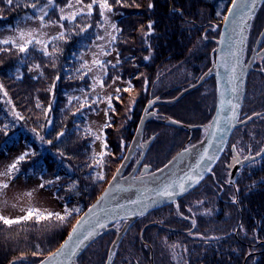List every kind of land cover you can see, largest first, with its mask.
<instances>
[{
    "label": "trees",
    "instance_id": "trees-1",
    "mask_svg": "<svg viewBox=\"0 0 264 264\" xmlns=\"http://www.w3.org/2000/svg\"><path fill=\"white\" fill-rule=\"evenodd\" d=\"M230 1L121 0L117 3L108 0L116 26V40L111 49L117 56L107 55L103 60L106 67L103 89L108 91L107 96L91 93V79L78 56L95 41L97 30L102 26L98 3L91 16L79 15L69 23L59 20V10L76 0H54L45 21L63 25L59 33L63 31L65 36L48 40L52 41L47 46L51 53L48 56L37 50L41 47L36 44L20 52L11 43H0V151L18 134H23L30 150L14 172L27 174L42 166L43 187L63 202L65 208L75 210L63 222L55 217L37 220L35 215L10 226L0 221V264H37L58 248L77 218L99 196L120 166L143 109L150 101L158 102L150 106L149 112L154 116L145 123L140 139L143 140L146 130L147 138H152L139 167L148 165L146 173L164 166L187 143L175 125L203 127L210 123L215 105L213 77L179 96L196 84L214 62V56L208 54L189 55L188 37L199 39L203 29L200 25L220 27ZM33 2L36 0H13L9 5L0 0V30L34 17L36 10L26 6ZM89 3L92 0H81L83 6ZM45 4L46 0H39L38 6ZM263 8L264 1L252 19L247 41L254 30V19ZM260 18L264 21V12ZM262 66L264 68V64ZM85 72L87 74L81 78ZM125 88L129 91H124ZM81 103L85 105L83 108H80ZM101 106L107 113L105 125H111H104L103 155L95 152V134L86 121ZM254 114L259 115L233 131L212 174L179 203L186 200L189 203L192 199V205H196V201L201 200L204 208L208 196L219 191L215 182L219 175L214 171L226 160L236 162V158L260 152L264 143V71L261 70L250 72L246 78L239 120ZM156 122L158 128L162 124L166 127L151 135L150 129ZM201 131L198 130L185 148L201 141L204 136ZM59 133L63 135L58 136ZM139 155V151L132 155L124 174ZM98 174L104 179H96ZM222 183L224 189L216 203L221 207L220 218H193L187 205L185 208L182 205L181 211L195 221V227L193 222L189 224L179 218H156L153 222H149V218H138L119 240L110 264H264V155L241 166L232 184L229 178L227 183ZM203 194L206 201L198 196ZM168 209L170 206L151 215ZM196 209L201 210L199 206ZM49 212L65 215L54 210L39 213L46 216ZM170 212L173 216L176 213L173 209ZM222 212L229 213L223 217ZM113 227H108L87 246L76 264H105L118 233Z\"/></svg>",
    "mask_w": 264,
    "mask_h": 264
},
{
    "label": "water",
    "instance_id": "water-1",
    "mask_svg": "<svg viewBox=\"0 0 264 264\" xmlns=\"http://www.w3.org/2000/svg\"><path fill=\"white\" fill-rule=\"evenodd\" d=\"M263 1L264 0H256L255 5L252 6V0H237L236 11L230 15L228 21H225L224 18L222 20L219 37L215 41L216 48L214 62L210 67V71H213L215 85L214 112L206 136L200 141V143L194 145L195 147L197 146L196 148H193L192 146L188 149L189 153L187 155L191 156L186 166L176 173L168 174L169 171L175 165L179 164L182 158H184L183 156H185L186 152L180 151L169 160L172 161L171 164H169V161L165 164L168 165L167 168L164 167L165 165L159 168L163 169V171H158L157 169L152 172L138 175V169L150 145L151 139H149L145 144V147L141 148V154L131 170L124 175V171L130 160V152H128L125 156L127 159L124 157L118 167L120 171L117 172L116 170L113 175L115 176V179H113V176L111 177L99 196L77 218L65 239L52 253H56L58 249H61V245L67 244V247L61 249V254L57 255L53 260L48 259L50 254H52L50 253L41 260L44 261V264H76V259L79 255L87 248V246L104 233L108 227L116 223L126 222L125 228L119 232L108 252L105 264H110L114 249L131 223L152 211L175 204L179 199L198 187L212 173V170L222 157L233 131L243 126L248 121L247 118L245 120H239V115L244 100L246 78L249 71L252 69L256 49L264 36V27L259 33L252 54L246 63L244 62V50L252 19ZM232 6L231 0L224 17L229 16L228 9ZM233 51L237 53L236 57L231 56ZM236 60H238L237 72L235 73L236 79L230 83V76L232 75L230 65ZM201 81L202 79L200 78L196 85L187 88L179 94V96L198 87L201 84ZM234 85L237 89L236 93L232 92ZM228 100H233L234 103L239 104V108L236 112V119L232 121L231 126L224 123V121L232 115L230 106L226 103ZM151 102V105H153L158 101L154 100ZM160 102L167 103L169 101ZM151 105L148 103L143 110L130 149H132L134 145L139 146L144 125L148 119L154 116L153 113L147 112L148 107ZM256 116L258 115H253L251 117L254 118ZM214 118L217 119L218 123H213ZM219 128L225 129L222 134V139L219 135L213 136L211 134L214 131H218ZM204 149H208V154L216 157L214 161H200V156L205 154ZM262 149H264V143L261 150ZM263 155L264 153L260 156H257V154L246 156L236 162L229 172V182L231 184L234 182L238 174V169L241 166L257 161ZM121 165L123 166L121 167ZM205 168H207V170H205ZM193 170L199 172L202 178H198V182L193 183V185L186 191L174 196L171 200L157 195V190L162 187L164 183L179 180V178ZM97 219H100L101 222L105 223L106 227L103 229H96L97 234L93 238L85 241L79 248H75L77 238H82L83 235L95 228ZM78 220H82V223L78 226L77 232L71 239H69V234L72 233L73 226L76 225ZM69 249H75V254H70ZM41 261L37 264H41Z\"/></svg>",
    "mask_w": 264,
    "mask_h": 264
},
{
    "label": "rangeland",
    "instance_id": "rangeland-1",
    "mask_svg": "<svg viewBox=\"0 0 264 264\" xmlns=\"http://www.w3.org/2000/svg\"><path fill=\"white\" fill-rule=\"evenodd\" d=\"M97 3L99 4V0ZM69 5H71V6L70 7L66 6L65 8H62V9H64V12H63L64 15L70 16L73 12H75L81 8H83L85 11V7L81 3L80 4L70 3ZM42 7H44V6H42ZM263 9L259 12V17L257 18L258 20L260 19L261 14L264 12ZM50 10H51V8L48 9V13ZM37 14L38 13L36 10L35 16L32 17V19L25 18L23 20L18 21L15 24V26H13V27H7L4 29H1L0 30V41L11 40V41H15L17 44L23 43V41H21L19 39L20 32L32 33L33 37H35L36 39H40L42 41H45V42L48 40H51L53 37H56L57 34L59 33L60 29H61L60 24H49L48 23L44 27H41L40 21L35 18L37 16ZM61 14L62 13H61V9H60L59 14H58L59 17ZM102 19H103L102 20V26L99 30H97V37L100 36V37H103V39L98 40L96 37L95 41L90 46L85 47V51L80 52L78 55L82 59L83 66H84L86 71L89 67L92 68V71H90V72L87 71V73L91 79V88H92L91 93L94 96H97V95L107 96L109 94L108 91L106 92L103 89V87H101L100 84L96 83L94 80V77H103L104 76V73L101 72L100 70H98V68L93 65L94 59H100L101 61H103L107 55L108 56H117L115 51L111 49L112 43H110V36H109V33L113 36L115 35V29H113L111 27V25H113V24L115 25V16L113 13H111V11L108 12L107 10H105V16ZM192 25H194V23ZM221 25H222V23H221ZM189 27H192V26L189 25ZM199 27L203 28L201 31V34H200L201 36L199 39H197V38L189 39L190 37H188V41H189L188 42V45H189L188 46V52L190 53L189 55L194 54V56H195L196 54H199V55L208 54V56H215V48H216L215 41L219 37L221 26L219 27L218 25L213 24L212 26L211 25H209V26H204V25L201 26L200 25ZM213 28L215 29L214 31H213ZM193 35H196V32L192 34V37H194ZM249 36H251V35H249ZM29 38H31V37H28V36L25 37V39H29ZM36 46L42 47V45H36ZM206 47H208V50H206ZM102 49L105 51L110 50L109 54L104 55L102 52ZM151 52L152 51L150 49L149 53L151 54ZM212 75H213V71L212 70L210 71V69H209L207 71V73L201 77V79H202L201 83L204 82L206 79L213 77ZM94 85H95V90H93ZM194 85H196V84H193L191 86H194ZM206 91H207V88H206ZM214 97H215V85H214ZM145 107H146V105H145ZM151 107H153V105ZM149 109H150V106L148 107L147 112H149ZM6 110L10 114L12 113L10 110H8V109H6ZM105 118H106V114L104 111V107L101 106L100 110L97 113L89 115L87 117V120H86L88 125H89V128L95 134V140L93 142V146H94L95 152H97V153L102 152L104 149L105 143H104L103 130H104V125H105ZM161 120L165 121L163 118ZM158 124L159 123L156 122L154 128L150 129L151 133H153L151 135H156L158 131H161L164 129V127H166L165 124H162V126L158 128V126H159ZM152 126H153L152 124L149 125L150 128ZM175 126L177 127V130L181 133V136L183 134V137H185V139L187 141V143L183 145V148L181 151H185V149H189V148H185V145H188V142H190L191 139L198 133L199 129H201L202 130L201 132L204 134V136L202 137V139H203L206 136V134L210 128V124L205 125L203 127L196 126V125L187 126V125H180V124H177ZM146 132H147V130L145 131V135L143 133V136H142L143 140L139 141V146L134 145V147L132 149H130V146H128V148L125 152V156L128 152H130V158L132 157L133 154H136L137 151H139V154H141V150H139V149L145 147V144L149 140V138H147ZM158 133H160V132H158ZM145 136H146V138H144ZM140 139H141V137H140ZM150 139L152 140V138H150ZM198 143H200V142H198ZM197 144H195V145H197ZM29 150H30V146L25 141L23 134H18L13 140H11L5 146V148L2 151H0V213L2 214V216L6 217V218H15L18 216H24L27 214V211L29 209H35V210H37V212H48V211L54 210L57 212L64 213L65 209H66L64 203L59 201L50 190H47L44 187H41V185H42L41 172L43 169L42 166H38V168H36V170H34L33 172H28L27 174H16L14 171L9 172V168L12 165L14 158H16L19 155L26 153ZM188 153H189V151H187L185 153V156H187ZM139 156H138V158H139ZM185 156H183V157H185ZM245 157H243V158H245ZM243 158H241V159H243ZM236 159H237L236 162L241 160L238 158H236ZM181 160L183 161V159H181ZM236 162L231 161V160H226V162L224 164H221L219 169L214 171V173L216 175H219V178L215 181V182H217L216 187L218 188L219 191H216V192L213 191L214 193H211V195L208 196V204L204 208L202 207L201 200L196 199L197 200L196 205L195 204L192 205V203H191L192 199H191L189 203H187L186 202L187 200H186V201L182 202L180 206L176 202L173 205L174 206L173 209L176 210V213L179 214L182 218V216H184V213L181 211L182 205L184 208H185V205H187V208H189V207L191 208V213L193 215V218H199V216L205 218V220H206V218L207 219L208 218H220L222 216L221 214H219L221 207L218 206L216 203H218V199L220 197V194L222 193V191L224 189V185L222 182H225V183L228 182L229 172ZM128 164H129V162H128ZM178 165L179 164L175 165L169 171L168 174H173V173L178 172L180 170ZM124 173H125V171H124ZM144 173H146V169L144 167L139 168L137 174L139 175V174H144ZM5 184L7 185V187H3V185H5ZM228 191L229 190L227 189L226 192H228ZM217 192H218V194H217ZM198 196H200L203 201L207 200V197L204 199V196H205L204 194L198 195ZM198 196H194V197H198ZM226 196H227V194H226ZM197 206H199L201 210L196 209ZM170 211L171 210L168 209L167 212L155 215L153 219L156 220V218H175V216H173V212L171 213ZM228 213L229 212H222L223 217H227ZM217 216H219V217H217ZM204 222L205 221L203 220V223ZM125 225H126V222H120V223L114 224L113 229H115V231H118L117 236H118L119 232L123 228H125ZM130 225H129V227H130ZM111 247H112V245H111ZM115 249H114V251H115ZM113 253H112V255H113Z\"/></svg>",
    "mask_w": 264,
    "mask_h": 264
},
{
    "label": "snow or ice",
    "instance_id": "snow-or-ice-1",
    "mask_svg": "<svg viewBox=\"0 0 264 264\" xmlns=\"http://www.w3.org/2000/svg\"><path fill=\"white\" fill-rule=\"evenodd\" d=\"M97 2H98V0H92V3H89V4L84 6L87 9L86 12H84V9L81 8V9L73 12L70 16L69 15H64L63 14L64 9H61V13L62 14L59 17V20L60 21L67 20L69 23H72L77 18V16H79V15L91 16L92 11H93V7H94V5L97 4ZM116 2L120 3L121 0H116ZM5 3L11 5V4H13V0H5ZM76 3L80 4L81 0H76ZM255 3H256V0H252V6H254ZM38 4H39V0H36V2L27 4L26 6L27 7H31L34 10H37L38 14H37V16L35 18L40 21L41 27H44L46 25L45 17L48 16V9L54 7V0H46V4L44 5V7H39ZM232 5L233 6L228 9L229 16H225L224 17L225 21H228L229 18H230V15L233 12L236 11L237 0H232ZM68 6L70 7L71 5H68ZM149 6L151 7V5H149ZM99 9H100V15H101L102 18L105 16V10H107L108 12H110L112 10L111 6L108 3V0H99ZM218 15H219V13H218ZM28 18L32 19V17H28ZM61 27H63V25H61ZM111 27L113 29L116 28V26L114 24L111 25ZM149 27H151V25H149ZM214 30L215 29L213 28V31ZM80 31H82V32L85 31V28L82 27L80 29ZM26 36L31 37V38L25 39ZM64 36H65V33L62 31L61 33H59V35L57 37H53L52 41H55L57 39H63ZM109 36H110V43H112V42H114L116 40V37L111 35L110 33H109ZM19 39L21 41H23V43L17 44L15 41H11V40H3V41H0V43H3V44L11 43L13 45V47H17L20 52H26L28 50V48H29V45H33V44L42 45V47L40 49H37V50L42 51L45 56H48V55L51 54V53L48 52L47 46H48V43H51L52 41L45 42V41H42L40 39H36L35 37H33L32 33H24V32H20ZM97 39L98 40L99 39H103V37L98 36ZM55 51H56V49L54 47L53 48V52H55ZM102 52H103L104 55L109 54L107 51H105L103 49H102ZM231 56L232 57H236L237 53L235 51H233L231 53ZM145 59H148V57H145ZM118 63H119V60H117V64ZM237 64H238V60L234 61L230 65V71L232 73V75L230 76V83L233 80L236 79L235 73L237 72ZM93 65L96 66L98 68V70H100L101 72L106 74V67H105V62L104 61H101L100 59H94ZM36 67L39 68V65H37ZM83 67L84 66H82V68ZM113 67H115V65H113ZM78 71H80V70H78ZM87 71L88 72L92 71V68L89 67L87 69ZM261 71H264V68H262ZM86 74H87L86 72L83 73L81 78H83L84 75H86ZM57 78H59V77H57ZM94 80H95L96 83H99L101 87L104 86L102 77H94ZM0 87H2V86H0ZM129 87H131L130 82H129ZM93 90H95V85L93 87ZM116 91H117V93H119L120 89L117 88ZM124 91H129V88H125ZM236 91H237V89H236V86L234 85L233 88H232V92L236 93ZM87 99H88V97L85 96V100H87ZM97 99H99V97H97ZM116 99H119V96H117ZM110 101H111V97H109V102ZM70 102H71V98H70ZM93 103H95V101H93ZM149 103L151 105L152 102L150 101ZM226 103L230 106V110L232 111V115L229 116L224 121V123L229 125V126H231L232 125V121L234 119H236V112H237V110L239 108V104L238 103H234L233 100H228ZM84 106L85 105L83 103H81L80 108H83ZM109 107H111V103H109ZM129 110H131V109H129ZM78 111H79V109H78ZM106 115H107V113H106ZM254 115H259V114H254ZM247 119L251 120L252 117H248ZM173 122L175 123V121H173ZM213 123H218L216 118H214ZM110 126H111L110 124H106L105 125V127H110ZM224 131H225L224 128H219L218 131H214L211 134L213 136L219 135V136H221V139H222V134H223ZM62 135H63V133H59L58 134V136H62ZM41 139H43V138L41 137ZM193 148H195V146H193ZM187 151H188V149H185V152H187ZM204 153L205 154L201 155L200 158H199L201 162H204V161L211 162V161L215 160L216 157L214 155H209L208 154V149H204ZM262 153H264V149H262L261 152H258L257 156H260ZM103 154L104 153L102 152L101 155H103ZM27 155H28V153H25V154H22L21 156H19L17 158L16 162H14L10 166L9 172L16 171L17 170V164L20 161H23L26 158ZM125 159H127V157H125ZM171 163H172V161H169V164H171ZM122 166L123 165H121V167ZM164 167L167 168L168 165H165ZM147 168H148V165H145V169H147ZM205 170H207V168H205ZM119 171H120V169L118 168L117 172H119ZM158 171H163V169H158ZM152 175H154V174H152ZM198 178H202V176L200 175L199 172H197L196 170H193L192 172L187 173V174H185V176L179 178V180L169 181L167 183H164L162 185V187H160L157 190V195L159 197L167 198V199L171 200L174 196L186 191L189 187H191L193 185V183L198 182ZM57 179H59V177H57ZM96 179L102 180V179H104V177H103L102 174H98ZM113 179H115V176H113ZM3 187H7V185L5 184V185H3ZM41 187H43V184L41 185ZM73 211H75V210L66 208L65 209V215H60L58 213L49 212L45 216V215H42L41 213L37 212V210H35V209H29L27 211V214L22 216V217H20V218L9 219V218H6L4 216H0V221H2L4 225H9L10 226V225H13V224L20 223L21 221H27L28 219L32 218L35 215L37 220L49 219V218L55 217V219L63 222L68 216H70L72 214ZM90 211H91V209H90ZM81 223H82V220H78L76 225L73 226V231H72V233L69 234V239H71L72 236L77 232V228H78V226ZM105 227H106L105 223L101 222L100 219H97L95 228H93L87 234L83 235L82 238H79V237L77 238V242H76L75 248H79L85 241L89 240L90 238H93L97 234L96 229H103ZM193 227H195V221L194 220H193ZM66 247H67V244L61 245V249H64ZM61 249H58L56 253L50 254L48 259L49 260L55 259V257L57 255L61 254ZM69 253L74 255L75 254V249H69ZM36 254L37 253H33V255H36ZM41 264H44V261H41Z\"/></svg>",
    "mask_w": 264,
    "mask_h": 264
},
{
    "label": "flooded vegetation",
    "instance_id": "flooded-vegetation-1",
    "mask_svg": "<svg viewBox=\"0 0 264 264\" xmlns=\"http://www.w3.org/2000/svg\"><path fill=\"white\" fill-rule=\"evenodd\" d=\"M258 19H254V30H253V32L250 34L251 36L250 37H248V41H247V44H246V46H245V50H244V62L246 63L247 61H248V59H249V57H250V55L252 54V51H253V49H254V46H255V43H256V40H257V38H258V35H259V33L261 32L260 30H261V28H262V25H264L263 23H264V21H263V19L262 18H260L258 21H257ZM247 47V48H246ZM262 63V64H261ZM264 64V36H263V38L261 39V41H260V43H259V45H258V47H257V49H256V54H255V59H254V62H253V64H252V69L249 71V73L250 72H255V71H260L261 70V68H263V65ZM262 66L261 68H260V66ZM249 73H248V75H249ZM247 75V76H248ZM213 76V75H212ZM215 106V105H214ZM151 142H152V140H151ZM151 142H150V144H151ZM226 149V148H225ZM224 154V153H223ZM223 156V155H222ZM222 158V157H221ZM220 158V159H221ZM219 162V161H218ZM218 164V163H217ZM216 167V166H215ZM214 167V168H215ZM139 170V169H138ZM213 171V170H212ZM212 174V173H211ZM210 174V175H211ZM201 185V184H200ZM199 185V186H200ZM198 186V187H199ZM198 187H196L194 190H196ZM193 190V191H194ZM192 191V192H193ZM191 193V192H190ZM188 195V194H187ZM185 197V196H184ZM183 198V197H182ZM181 198V199H182ZM180 200V199H179ZM179 200L177 201V203L179 204V206L181 205V203H179ZM174 204H171V205H168V206H166V207H168L169 208V206H170V210L171 209H173V206ZM166 207H163V208H166ZM162 209V208H161ZM159 210V209H158ZM174 210V209H173ZM155 211H157V210H155ZM155 211H152V212H155ZM175 212H176V210H174ZM152 213L150 212V213H148V214H146V215H144V216H142V217H140V218H143V219H146V218H149V222H153V221H155L153 218H154V216H152L151 215ZM177 214V213H176ZM151 215V216H150ZM174 216H175V218H179L180 220H182V221H184V222H186V223H189V224H191L192 223V218H190V217H187L186 215H184V216H182V218H181V216L179 215V214H177V215H175L174 214Z\"/></svg>",
    "mask_w": 264,
    "mask_h": 264
},
{
    "label": "bare ground",
    "instance_id": "bare-ground-1",
    "mask_svg": "<svg viewBox=\"0 0 264 264\" xmlns=\"http://www.w3.org/2000/svg\"><path fill=\"white\" fill-rule=\"evenodd\" d=\"M190 156L191 155H187V156H185L184 158H182L183 159V161L181 162V163H179V165H178V167L181 169V168H183V167H185L186 166V164L188 163V161L190 160Z\"/></svg>",
    "mask_w": 264,
    "mask_h": 264
}]
</instances>
